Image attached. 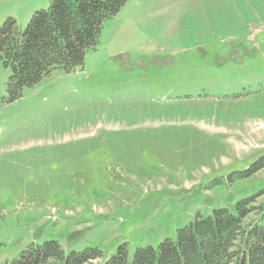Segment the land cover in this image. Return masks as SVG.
Segmentation results:
<instances>
[{"label":"rangeland","instance_id":"rangeland-1","mask_svg":"<svg viewBox=\"0 0 264 264\" xmlns=\"http://www.w3.org/2000/svg\"><path fill=\"white\" fill-rule=\"evenodd\" d=\"M50 0H0L24 28ZM0 60V264L30 243L158 247L264 190V0H128L96 49L11 99ZM262 198L259 199L261 201Z\"/></svg>","mask_w":264,"mask_h":264},{"label":"trees","instance_id":"trees-1","mask_svg":"<svg viewBox=\"0 0 264 264\" xmlns=\"http://www.w3.org/2000/svg\"><path fill=\"white\" fill-rule=\"evenodd\" d=\"M127 1L50 0L24 28L8 17L0 27V60L11 71V99L56 69L70 72L82 65L87 52L97 48L103 24ZM262 168L264 156L232 174L248 177ZM100 257L97 248L67 251L47 240L28 244L12 264H88ZM103 264H264V190L241 198L233 210L216 208L206 217L198 213L158 247H138L131 256L122 244Z\"/></svg>","mask_w":264,"mask_h":264}]
</instances>
